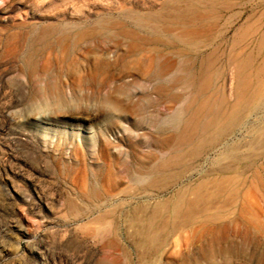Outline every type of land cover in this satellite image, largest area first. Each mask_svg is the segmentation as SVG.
I'll return each instance as SVG.
<instances>
[{
  "label": "bare ground",
  "instance_id": "obj_1",
  "mask_svg": "<svg viewBox=\"0 0 264 264\" xmlns=\"http://www.w3.org/2000/svg\"><path fill=\"white\" fill-rule=\"evenodd\" d=\"M3 1L6 22L27 10L26 20L13 23L18 30L2 38L19 74L3 82L8 91L0 98L28 99V119L50 104L64 115L93 112L97 101L108 128L127 134L128 153L121 149L114 159L113 142L101 135L102 162L82 170L74 192L87 203L82 208L70 198V210L81 215L112 207L106 217L124 218L140 260L177 247L171 239L197 227L208 244L202 256L211 257L220 251L218 233L229 230L230 215L244 224V242L229 241L232 249L264 244L263 15L253 12L230 41L226 32L241 15L235 12L253 0H165L159 9L95 19L82 16L78 0ZM75 98L87 104L71 106ZM171 102L179 104L175 112L153 113ZM245 125L248 140H235ZM175 186L152 205L119 209ZM100 223L109 226L98 235L117 238L122 222Z\"/></svg>",
  "mask_w": 264,
  "mask_h": 264
},
{
  "label": "rangeland",
  "instance_id": "obj_2",
  "mask_svg": "<svg viewBox=\"0 0 264 264\" xmlns=\"http://www.w3.org/2000/svg\"><path fill=\"white\" fill-rule=\"evenodd\" d=\"M164 1L78 0L82 16L91 19L102 15L118 17L124 11L134 9L147 12L159 9ZM3 2L0 0V8L5 7ZM26 10H16L9 22L0 16V93L8 91L3 89V82L13 74V77L19 74L18 64L7 55L2 38L18 30L13 23L26 20ZM253 12L263 15L260 29L264 36V0H253L250 6L235 12L241 15L228 25L227 41ZM27 100L0 98V264H264V244H235L234 249L228 244L232 240L244 242L243 233H240L244 224L233 219V215H230L231 220L228 219L229 230L218 233L221 238L219 253L211 257L202 256L201 249L208 244H203L202 229L197 227L172 238L171 244H178L177 247L171 245L154 260H140L126 237L124 218L119 214L114 220L106 217L112 207L79 215L67 205L70 198L82 208L87 203L76 197L74 192L82 170L102 162L101 135L105 134L113 142L110 153L114 159L121 149L128 153L127 134L124 136L119 127L108 128L105 116L98 111L100 104L97 101L90 104L94 107L93 112L64 115L60 113L59 105L50 104L41 106L28 119L24 112L32 109V103ZM80 103L87 104L75 98L71 106ZM178 107V103H162L153 113L164 116L175 112ZM263 108L264 104L261 114H264ZM247 128L248 125H245L234 139L248 140ZM141 133L146 141L148 135L145 131ZM88 138L94 139V146L85 144ZM40 160L46 162L40 164ZM178 188L175 186L167 194L152 200H129L119 209L127 211L130 204L144 202L152 205ZM104 219L119 224L122 222L117 238L109 232L98 235L100 228L109 226L100 223ZM124 245L126 255L123 254Z\"/></svg>",
  "mask_w": 264,
  "mask_h": 264
}]
</instances>
